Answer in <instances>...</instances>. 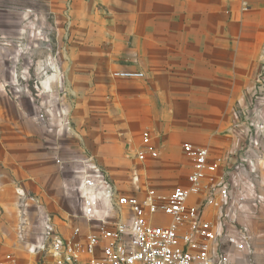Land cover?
I'll return each mask as SVG.
<instances>
[{"label":"rangeland","instance_id":"1","mask_svg":"<svg viewBox=\"0 0 264 264\" xmlns=\"http://www.w3.org/2000/svg\"><path fill=\"white\" fill-rule=\"evenodd\" d=\"M87 1L0 0V166L6 165L9 177L41 200V208L29 206L26 211L27 239L38 231L41 212L51 214L64 232L81 224L76 218V170L86 156L95 157V149L109 164L99 165L123 192L140 195L153 188L169 193L185 185L189 172L190 161L185 155L177 157L174 148L163 157L160 153L138 162L115 144H97L101 135L114 132L110 100L99 106L89 97L90 90L69 86L98 80L96 66L105 65L108 51L116 49L106 39L121 37L128 23L115 10L104 8L99 9V27V17L88 10ZM125 102L120 108L130 113L133 107ZM124 117V124L134 125L133 114ZM144 131L141 123L126 134L139 141ZM155 141L160 144L157 137ZM132 176L138 177L136 185L130 184ZM3 197L13 202L14 191L6 189ZM16 223L12 211L8 217L0 215V260L11 254L25 264L28 256L17 240Z\"/></svg>","mask_w":264,"mask_h":264},{"label":"crops","instance_id":"2","mask_svg":"<svg viewBox=\"0 0 264 264\" xmlns=\"http://www.w3.org/2000/svg\"><path fill=\"white\" fill-rule=\"evenodd\" d=\"M86 5L99 17V27L98 14L104 8L128 23L121 37L106 39L117 50L108 51L109 61L96 66L98 80L69 86L90 90L89 97L99 106L110 100L114 132L101 135L98 145L103 140L115 144L134 159L141 137L138 141L126 130L144 123L162 157L172 148L181 157L185 143L208 147L222 157L238 147L250 148L248 137L233 129L232 113L245 110L251 120L264 124L263 110H248L254 95L264 96V0H90ZM124 101L133 107L130 113L120 108ZM127 114H133V126L124 124ZM254 138L262 155L256 165L260 180L254 185L264 198V132ZM95 157L98 164L109 165L97 149ZM230 157L227 168L236 160ZM15 185L6 165L0 166L3 217L15 214L16 196L13 202L3 197V191H14ZM242 222L252 234L254 264H264V203Z\"/></svg>","mask_w":264,"mask_h":264},{"label":"built area","instance_id":"3","mask_svg":"<svg viewBox=\"0 0 264 264\" xmlns=\"http://www.w3.org/2000/svg\"><path fill=\"white\" fill-rule=\"evenodd\" d=\"M249 109L264 111V96L254 95ZM232 116L233 129L248 137L250 148L238 147L227 168L230 156L183 144L189 172L185 185L169 193L120 191L94 157L86 156L76 170L81 224L65 232L51 214L41 212L38 231L27 239L26 211L41 208V200L15 185L14 230L28 256L25 264H254L252 234L242 219L254 216L264 203L254 185L262 157L254 137L262 135L264 124L251 120L245 110L235 109ZM152 141L144 131L134 156L138 162L157 156ZM137 182L132 176L130 184ZM0 264L18 263L6 254Z\"/></svg>","mask_w":264,"mask_h":264}]
</instances>
